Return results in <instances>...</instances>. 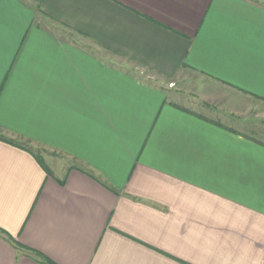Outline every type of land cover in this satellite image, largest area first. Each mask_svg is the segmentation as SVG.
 <instances>
[{
  "label": "crops",
  "instance_id": "crops-1",
  "mask_svg": "<svg viewBox=\"0 0 264 264\" xmlns=\"http://www.w3.org/2000/svg\"><path fill=\"white\" fill-rule=\"evenodd\" d=\"M261 114L264 0H0V264H264Z\"/></svg>",
  "mask_w": 264,
  "mask_h": 264
},
{
  "label": "rangeland",
  "instance_id": "rangeland-1",
  "mask_svg": "<svg viewBox=\"0 0 264 264\" xmlns=\"http://www.w3.org/2000/svg\"><path fill=\"white\" fill-rule=\"evenodd\" d=\"M237 122H239V124H240L239 126L241 128L239 127V129L241 131H243L244 133L254 137L255 139H258V140L264 142V116H263V114L260 115L259 119L254 118L251 121L248 119V120H242V121H237ZM233 123H234L233 127L236 128V126L238 124L235 122H233ZM30 147L32 149H34V151L40 150L46 165L50 166L51 168L54 167V164L55 165L65 164L64 159L48 157V156H46L47 152H44L42 149L32 147V146H30Z\"/></svg>",
  "mask_w": 264,
  "mask_h": 264
},
{
  "label": "trees",
  "instance_id": "trees-1",
  "mask_svg": "<svg viewBox=\"0 0 264 264\" xmlns=\"http://www.w3.org/2000/svg\"><path fill=\"white\" fill-rule=\"evenodd\" d=\"M0 140L5 142V143H8L10 145H14V146H17V147H20V148H23L25 150H29L30 152L33 153L34 157L36 158V160L44 166V169L46 168V171H48L51 175V171H49V169H47L45 163H44V160H43V157H42V154H41V151L38 150V151H34V149H32L28 144L26 143H21L17 140H13V139H10V138H7L5 136H1L0 135ZM63 183V182H62ZM30 255L36 260L38 261L40 264H54L53 262H51L47 257H45L44 255H42L41 253L37 252V251H34V250H28Z\"/></svg>",
  "mask_w": 264,
  "mask_h": 264
},
{
  "label": "built area",
  "instance_id": "built-area-1",
  "mask_svg": "<svg viewBox=\"0 0 264 264\" xmlns=\"http://www.w3.org/2000/svg\"><path fill=\"white\" fill-rule=\"evenodd\" d=\"M170 86H171V87H173L174 85H173V84H171Z\"/></svg>",
  "mask_w": 264,
  "mask_h": 264
}]
</instances>
